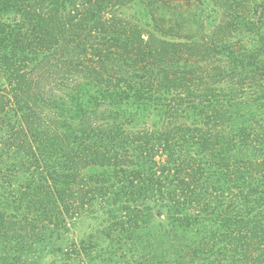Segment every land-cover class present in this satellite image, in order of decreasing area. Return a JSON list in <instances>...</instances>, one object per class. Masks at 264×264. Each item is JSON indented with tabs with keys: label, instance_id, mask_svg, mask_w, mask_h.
I'll list each match as a JSON object with an SVG mask.
<instances>
[{
	"label": "trees",
	"instance_id": "trees-1",
	"mask_svg": "<svg viewBox=\"0 0 264 264\" xmlns=\"http://www.w3.org/2000/svg\"><path fill=\"white\" fill-rule=\"evenodd\" d=\"M100 200L124 242L165 202L154 264H264V0H0V264Z\"/></svg>",
	"mask_w": 264,
	"mask_h": 264
},
{
	"label": "rangeland",
	"instance_id": "rangeland-1",
	"mask_svg": "<svg viewBox=\"0 0 264 264\" xmlns=\"http://www.w3.org/2000/svg\"><path fill=\"white\" fill-rule=\"evenodd\" d=\"M152 11L154 10H144L136 4H132L120 10L119 13L127 18L136 19L138 25L147 31L153 32V22L150 17ZM187 13L190 12L187 11ZM195 14L196 18L185 16L184 18H180V22H185L186 27L190 26L193 29L192 31L201 37L213 25L216 15L213 11L203 8L200 9V12H195ZM104 17L103 21L106 20V16ZM90 26L83 30H69L66 37L92 41L93 37L98 36L94 30H90ZM155 33L157 34V32ZM53 83L52 87L55 88V98H62L63 89H65L64 84L61 83L59 78ZM165 206V202L161 201L154 204L152 219L142 235L139 236V239L124 242L127 241L125 236V239L115 236L108 239V200L96 201L75 219L68 221L61 230L50 235V239H46L44 243L40 244L38 248L25 257V262L27 264H130L132 261L147 258L151 260L149 264H154L158 254L150 249L147 241L153 243L151 239L154 238L160 243L158 240L159 232L169 229ZM136 241H141V243H136ZM73 245L76 248L81 247L84 249L83 253L85 255H74L71 258L72 260H66L59 251L73 249Z\"/></svg>",
	"mask_w": 264,
	"mask_h": 264
}]
</instances>
